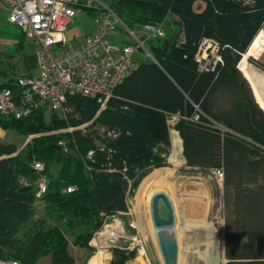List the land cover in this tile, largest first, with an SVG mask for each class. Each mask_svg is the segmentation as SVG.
Wrapping results in <instances>:
<instances>
[{
  "label": "trees",
  "instance_id": "1",
  "mask_svg": "<svg viewBox=\"0 0 264 264\" xmlns=\"http://www.w3.org/2000/svg\"><path fill=\"white\" fill-rule=\"evenodd\" d=\"M196 1L111 0L129 27L165 17L173 26L150 40L154 60L140 57L104 108L95 98L71 93L62 114H0L1 128L30 135L21 146L0 139V257L38 264L49 255L51 264H72L69 237L93 252L90 240L106 218L126 211L127 194L150 169L165 164L173 120L185 164L222 169L231 193L224 264H264V108L256 101L264 90L259 80L252 92L243 75L254 73L247 55L264 57V0H202V9ZM13 29L19 30L4 57L17 55L18 63L0 57V84L11 87L17 75H33L37 67L33 43L20 27ZM203 37L218 43L213 68H200L195 57ZM248 59L264 70L263 62ZM34 159L48 176L39 195ZM134 251L113 246L108 264H124Z\"/></svg>",
  "mask_w": 264,
  "mask_h": 264
},
{
  "label": "built area",
  "instance_id": "2",
  "mask_svg": "<svg viewBox=\"0 0 264 264\" xmlns=\"http://www.w3.org/2000/svg\"><path fill=\"white\" fill-rule=\"evenodd\" d=\"M92 1L0 0L8 10V20L30 37L37 64L35 74L17 75L14 87L0 84V114L22 118L37 109L62 114L67 110L64 104L66 96L71 93L95 98L99 109H102L113 87L138 65L140 57L154 60L149 48L150 40L164 36L169 24L173 26L169 17L129 27L110 4ZM82 7L95 9L96 26L79 42L70 43L65 30ZM173 18L179 20L177 15ZM195 57L200 68H213L220 59L217 41L203 37ZM107 133L116 134L114 130ZM31 165L37 172L33 182L39 195L46 190L48 176L41 160L34 159ZM215 171L222 176L220 168ZM19 180L28 183L25 177ZM73 189L72 184L66 186L67 191ZM117 231L116 237L121 236L120 230ZM106 239L100 241L97 250L116 246L110 245ZM138 241L136 235L133 236L132 245L128 248L133 249ZM105 258L106 261L109 259ZM0 264L22 263L18 259L0 257Z\"/></svg>",
  "mask_w": 264,
  "mask_h": 264
},
{
  "label": "rangeland",
  "instance_id": "3",
  "mask_svg": "<svg viewBox=\"0 0 264 264\" xmlns=\"http://www.w3.org/2000/svg\"><path fill=\"white\" fill-rule=\"evenodd\" d=\"M81 1L89 2V0ZM98 1L106 4L111 2V0H93L92 3ZM88 9L79 8L73 20L68 23L65 30L68 42H79L86 33L94 30L96 26L95 9ZM13 27H15L14 23L8 20L7 8L0 2V57L9 62L18 63L17 55L8 59L4 57V52L13 47L15 32L19 30L12 29ZM25 37L27 41L30 40L27 34ZM249 56L263 63L264 57L259 59L253 55H247L244 59L250 64L249 68L254 70V73L242 72L250 85L261 80V88L264 90V70L251 62L248 59ZM3 78L5 77H0V80ZM262 95H264L263 91ZM256 101L263 109L264 98H258ZM28 137L30 138V135L25 136L13 129L0 127V139L14 141L18 146L23 145ZM170 148L172 149L166 153L165 164L150 169L133 192L127 194V210L106 218L103 226L98 230L99 233H95L90 240L94 247L93 252L90 253L86 248L73 244L69 237V250L75 257V262L72 264H88L89 259L97 252L100 241L105 237L110 245L128 247L132 245V237L135 235L139 241L134 245V255L124 264H166L151 218V207L149 206L151 198L147 201L144 197V185L154 173L160 175L159 178L163 176L160 181L161 183L163 181V185L160 184L159 187L157 186L158 188H154L168 191L167 195L169 194L173 210L175 209L174 230L180 249L176 264H224L226 257L223 244L226 226L230 222L231 193L224 186L223 171L221 169L222 176H219L215 171L216 168L207 171L191 170L182 157L173 150L177 146L173 147L172 145ZM175 155L180 159L179 163L176 161ZM57 169L58 164H54L52 170L56 171ZM117 229L120 230L121 236L116 237L119 233ZM186 244H189L188 250L185 248ZM110 248L109 246L104 248L106 250L103 252L108 253L109 259L106 261L104 258L100 264H108L112 256ZM38 264H51L49 255L42 256Z\"/></svg>",
  "mask_w": 264,
  "mask_h": 264
},
{
  "label": "water",
  "instance_id": "4",
  "mask_svg": "<svg viewBox=\"0 0 264 264\" xmlns=\"http://www.w3.org/2000/svg\"><path fill=\"white\" fill-rule=\"evenodd\" d=\"M244 55L245 53L242 54V57ZM150 207L153 225L156 229L161 230H159L157 240L163 259L166 264H176L179 245L175 232L172 230L175 222L172 202L165 191L157 190L151 196ZM164 230L169 231L166 233Z\"/></svg>",
  "mask_w": 264,
  "mask_h": 264
},
{
  "label": "bare ground",
  "instance_id": "5",
  "mask_svg": "<svg viewBox=\"0 0 264 264\" xmlns=\"http://www.w3.org/2000/svg\"><path fill=\"white\" fill-rule=\"evenodd\" d=\"M246 59V58H245ZM240 62V61H239ZM238 62V63H239ZM158 176H160V175H157V174H153V175H151L150 177H149V179H148V181H147V183L144 185V197H145V199L147 200V201H149V199L151 198V196H152V194L155 192V191H157V190H159V189H156V188H154V187H159V185L161 184V185H163L162 183H163V181H162V183L160 182L161 181V179H162V177L163 176H161L160 178L158 177ZM158 177V178H157ZM152 187V188H151ZM157 187V188H158ZM151 188V189H150ZM150 189V190H149ZM148 190H149V192H148ZM146 191V192H145ZM168 191H166V193H167ZM169 195V194H168ZM171 200V199H170ZM146 204V203H145ZM148 205V204H147ZM149 206H150V203H149ZM174 211H175V209H174ZM176 217V216H175ZM176 219V218H175ZM178 220V219H177ZM186 220V219H185ZM184 223H185V221H184ZM174 228H175V226L173 225V227H172V230L175 232V235H176V231L174 230ZM180 228H182V227H180ZM159 230L160 229H156L155 228V234L158 236V233H159ZM161 231V230H160ZM166 233L169 231V230H164ZM185 242V241H184ZM188 242V241H187ZM185 248H186V250H188L189 249V244H186L185 245ZM185 250V251H186ZM179 251H180V249H179ZM178 251V252H179ZM183 251V250H182ZM107 255H108V253H105V252H103L102 250H97V252L95 253V255H93L90 259H89V261H88V264H100L102 261L101 260H103L105 257H107ZM177 258H178V256H177ZM185 259V258H184Z\"/></svg>",
  "mask_w": 264,
  "mask_h": 264
},
{
  "label": "crops",
  "instance_id": "6",
  "mask_svg": "<svg viewBox=\"0 0 264 264\" xmlns=\"http://www.w3.org/2000/svg\"><path fill=\"white\" fill-rule=\"evenodd\" d=\"M194 7H197L198 9H202L204 7V1H202V0L196 1L194 4ZM14 26L18 27L16 24H14ZM172 122H173V120H169V124H170V126H169V150L172 149V148H170V146H172V145H173V147H174V145L177 146V148H174L173 150L176 152V154L178 153L182 157V160L185 162V159H184L183 154H182V139H181L177 129H175L173 127Z\"/></svg>",
  "mask_w": 264,
  "mask_h": 264
}]
</instances>
